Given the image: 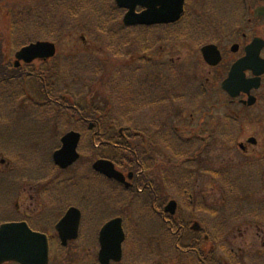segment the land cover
I'll list each match as a JSON object with an SVG mask.
<instances>
[{"label": "rangeland", "instance_id": "374dc122", "mask_svg": "<svg viewBox=\"0 0 264 264\" xmlns=\"http://www.w3.org/2000/svg\"><path fill=\"white\" fill-rule=\"evenodd\" d=\"M257 2L192 0L187 17L165 35L158 29L151 32L155 34H149V29H124V11L114 0H0V192H5L0 203L5 204L7 195V215L16 212L15 204L32 215L38 209H50V203L60 209V204L72 202L80 204L89 220V228L82 229L88 232L87 243H69L52 264H97L96 234L104 215L113 213L124 219L130 232L127 262L121 264H200L180 250L179 240L190 231L205 233L200 246L210 262L264 264V173L226 143L239 135L240 127L230 123L233 113L226 96L203 63L199 48L189 46L204 35L205 43L224 39L223 33L213 37L218 34L214 26L221 31L235 27L239 11H250ZM72 10L76 15L70 14ZM181 28H188L181 37L183 45L175 34ZM113 29L120 35L118 41L114 39L117 50L110 35ZM36 42L54 43L55 56L29 65L14 58L22 46ZM230 42L222 40V44ZM9 68L20 73L8 72ZM179 73L195 88L204 85L197 101L179 102L182 92L177 83L183 80ZM180 106L178 117L171 108ZM88 111L100 117L102 135L112 137L114 133L105 129L111 126L121 135L129 130L137 137L134 144L146 156L145 176L150 177L146 187L158 189V203L176 200L178 209L169 219L189 222L190 230L183 225L178 228L180 237L173 236L168 223H160L146 207V201H153L149 195L121 193L115 182L96 176L90 167L95 153L90 151L89 135L75 164L67 169L53 165L59 139L85 118L76 113ZM223 119L225 135L230 137L216 135L211 143L204 128ZM161 130L178 142L196 136L201 146L181 148L168 140L170 149L158 138L149 142L150 135L161 138ZM244 130L242 140L256 134L254 128ZM119 142L113 139L115 145ZM94 148L100 147L96 143ZM186 150L189 153L182 156ZM187 159L195 166L182 163ZM44 192H49L45 200Z\"/></svg>", "mask_w": 264, "mask_h": 264}, {"label": "flooded vegetation", "instance_id": "af4514ba", "mask_svg": "<svg viewBox=\"0 0 264 264\" xmlns=\"http://www.w3.org/2000/svg\"><path fill=\"white\" fill-rule=\"evenodd\" d=\"M263 6H264V0H258L255 7L250 9V11H248V10L247 11H243V10L239 11V14L237 16L238 21L236 23V26L231 27L228 30L223 28V31H221L222 30L221 27H219V26L215 27L214 26L213 30L215 32H217L218 34H213V37H216L217 35H221L223 33V35L225 34L224 36H226V37H224V39L210 37V38H213L216 40L213 42L205 43V41L207 39L205 37L206 35H204V38H201L197 41H194L192 44H189V46L192 45V47L194 49H197V47L199 48V52L202 56L201 59H202L203 63L209 67V68L208 67L207 68L210 70V75L214 78L215 83L216 82L220 83V88H221L222 84L229 79L233 67L237 63L244 60L248 56L247 49L251 45H253V43L256 40H260L262 42L263 46L260 50V55H259V60L261 61L262 65H260L258 63L254 66L252 65L251 68H253V69H250V67H249L248 69H243L241 75H239V73H238V76H240V79L242 81L240 86L243 87L244 90L241 91L240 93H238L235 97H232L226 91L221 90L222 93L226 96L225 100L228 102L226 104L228 105L227 107L230 108V111H231L230 113H233V117H231L230 123L232 122L235 125H237V127H240L239 133H238L239 135H237L234 138L229 139L228 141H226V143L230 144L231 147H233V149L235 148L234 150H236L238 153L242 154L245 157V159L247 158L248 160H251L252 163H255L257 165V167L259 166L258 168L261 167L260 169H262V171L264 170L263 169V167H264V145H263L264 144V16H256L255 11L257 10V8L263 7ZM247 12H249L248 15H247ZM186 17H187V15H186ZM178 24H175L173 26H178ZM171 26L172 25H165V26H157V27L150 28L149 34H155L154 32L153 33H151V32L158 29L161 33H165V35H166V33L168 32L167 30H170ZM186 29L188 30V28H186ZM186 29L181 28L180 31L178 30L177 32H175L176 36H178L176 38L177 40H179L178 43H181L182 45H183V42H182L181 37L184 34L187 35L188 31ZM165 39H166V37H165ZM165 39L163 41H166ZM203 40H205V41H203ZM222 40H224V42H228V41L230 42V40L231 41L235 40V41L233 43L230 42L229 44L223 43L224 44L223 45ZM200 43H202L201 44L202 46L200 45ZM206 46L214 47L216 58L219 61L217 64L208 63L205 60V58L202 54V49L205 48ZM149 49L150 48L148 46L147 51ZM147 51H145V49H143V52H147ZM147 59H149V57H147ZM214 59L215 58L212 59V62L215 61ZM256 60L259 61L257 58H256ZM179 74L180 75H177V77L180 79L181 78L183 79V80H180V82L178 81L179 83H177L179 88H181L180 90L182 92V94L180 93V96L178 98L179 102L180 103L182 102L183 105H186V104H184L185 101H187V102L197 101L200 97L199 88L200 87L204 88V85L202 84V86L195 88V84H193V82H191L189 80L186 82L184 80L185 76H183L181 73H179ZM186 79H188V78H186ZM185 93H187V94H185ZM188 98H190V100ZM163 99H166V97H163ZM158 102H155V103H158ZM159 104H161V103H159ZM182 108H183V106L171 108L172 109L171 111L178 113V117H179L182 114V112H181ZM196 108H198V107H195V109ZM198 110L200 111L199 108H198ZM201 110L204 111L205 108L202 107ZM206 117L209 119L208 115ZM87 124H86V128H85L87 130L94 131V129L97 128V126H94L92 124L90 126H88ZM77 125L82 126L81 124H77ZM211 126H212V124L209 122V124L206 125L204 128L205 129L204 131L207 132V135L208 136L210 135V138L208 140L211 139V143H213L212 139H214V137L216 135L225 136L226 138L230 137V135H228V136L225 135L228 133L225 132V129H223L222 121L213 125L212 128H211ZM247 126L250 128H254L256 136L255 135L250 136V137L242 140L241 138L244 135L243 133H245L244 129H246ZM81 128H84V126ZM161 129H166V126H165V128H161ZM79 131H81V130L79 129ZM99 131L100 130H99V126H98V128L96 129V132L93 135L94 136L93 141L96 140V135ZM81 135H83V134H81ZM83 136H85V135H83ZM160 136H161V138L157 137L156 135H150L148 137V138H151L149 140V142H153L154 139H156V142H157V138H158L164 144L167 143L166 148H168V143H169L168 140H172L173 144L176 146H177L176 143H178V145L181 148H183L187 144H188L189 148L191 147V145L192 146H194V145L201 146L200 142H199L200 140H197L198 138L196 136H194V138H192V139H186L184 141L183 140L179 141L181 144L176 139H169L168 133H166L164 130H161ZM135 138H133V139H129V138L127 139L126 138V140L124 138L123 139L125 140L124 143L132 144L134 146V148H137V150L134 152V154H136V156H137L138 152L140 150H138L137 145L134 144V142L136 141ZM201 140H203V139H201ZM223 140H225V138ZM183 142H185V143H183ZM209 146H210V144H209ZM99 147L101 148L102 146L99 144ZM116 149H119V151H121V152L122 151L126 152V149L121 148L120 146H116ZM187 153H189V150L187 152L182 153V156L184 154H187ZM148 155H149V153H148ZM117 157L120 158L119 156H117ZM145 158H146V156L144 155V166L146 163ZM187 160L188 161H185L182 163H185V165H188V166H190V164H193V166H195V163L191 162L192 160H190V159H187ZM137 165L140 166V168H138V170L135 168L131 169L133 167V163H126V164H124V166H122L121 160L119 162V165H117L119 167V169H121L123 171V173L125 175V179H126L124 181V184L126 186L125 185L121 186L115 182L120 187L119 190L121 191V193L123 192V193H127V194H135L137 196H139L142 193V194H146V196L149 195L150 199H151V194H153L154 195L153 201L151 203L145 202L146 203L145 205H146V207L147 206L149 207L150 212H152L155 215V217H157L159 219V221L161 223L162 222L163 223H170L171 225H173L172 222H174V223L180 222L179 218L174 220V221L169 219L171 217H169V215L166 211V208H167L166 203L167 202L158 203V193L159 192L158 193L156 192V191H158V189L157 188H151L149 186L146 187L149 184L147 181L150 180V177L145 176L146 170L143 166H141L139 163H137ZM136 170H137V173L135 174L134 171H136ZM97 176H99V175H97ZM132 176H133V178H132ZM131 178H132V180H129ZM143 181H145L146 186H141L140 183ZM127 183L131 184L133 187L130 186L129 188H127V185H128ZM187 189H185V190H187ZM1 192H0V195L5 196V192H2V194H1ZM47 195H49V192L43 193V199L44 200L47 197ZM6 198L8 200L7 195H6ZM143 198H144V200H146V197H143ZM7 200L5 199V201H4L5 204L3 202L0 203V225L5 224V223H26L33 231L39 232L43 235H46L48 237L49 241L51 239L52 244L50 247V261L48 264H52L56 260L60 259L62 257V254H63L62 252L65 249H67V247L69 246L68 245L69 243L75 242L76 240H79L78 242H81V243L84 241L87 243L86 237L82 233V229L84 228V225L87 222H89V220L86 219V213L83 212L82 208L80 207V204L77 205V204H74L72 202H67L64 204L65 206H62V204H60V209H59V206L57 205V203H54V204L50 203L51 205L48 206V207H50V209H48L47 207H44V208L38 209L37 212H34L32 215H28L25 212H22L21 210L19 211V209H18L19 204H15L14 210L16 212H14L13 214L7 215V210L9 208L8 203L6 202ZM103 207L104 206H101V208H103ZM72 208H76L80 212V224H79L78 233H77V230L74 229L75 225L77 224V220H78L77 214H74L71 216V219H70L71 220V226L69 228L64 229L62 231H58L57 230L58 224L65 217L66 213ZM113 214H105L102 222H104V224H105L108 221H111V220H114L117 218H122V217H119V215H116V214L113 215ZM91 215L93 216L94 213L91 212ZM46 216H48V217H46ZM55 244L56 245L58 244V248L56 250V255H55V246H56ZM76 251H78V249ZM182 253H184V252H182ZM195 255H197V254H195ZM121 263H122V261L118 264H121ZM3 264H20V263L7 262V263H3Z\"/></svg>", "mask_w": 264, "mask_h": 264}, {"label": "water", "instance_id": "95a60500", "mask_svg": "<svg viewBox=\"0 0 264 264\" xmlns=\"http://www.w3.org/2000/svg\"><path fill=\"white\" fill-rule=\"evenodd\" d=\"M115 2L120 8L128 10L124 18V23L128 26L170 24L178 21L184 14L185 0H115ZM138 6L146 10L138 14L136 13ZM255 13L258 16H264V6L259 7ZM262 46V42L256 40L247 49L248 56L233 67L229 79L222 84L223 90L232 97L244 90L240 86L242 81L238 73L241 75L243 69H248L249 67L253 69L251 68L252 65L254 66L258 63L262 65L259 60ZM55 53V45L40 42L22 49L17 53L16 58L19 61L31 63L37 59L52 58ZM202 53L208 63L217 64L219 62L216 58L214 47L207 46L203 48ZM213 58H215V61L212 62ZM79 141L80 135L75 133H70L62 139V148L55 152L53 156L54 162L58 167L65 169L79 159L77 152ZM94 169L110 179H115L121 183L125 181L123 175L115 171L114 166L109 162L98 161L95 163ZM167 211L174 213V202L168 206ZM78 223L79 219L74 227L75 230H77ZM100 241L103 246L101 259L107 258L106 263L110 259L119 260L121 258V245L124 241L121 221L115 220L107 224L101 232ZM6 261H16L21 264H47L48 242L46 237L34 233L26 224L13 223L1 226L0 264Z\"/></svg>", "mask_w": 264, "mask_h": 264}, {"label": "trees", "instance_id": "16d2710c", "mask_svg": "<svg viewBox=\"0 0 264 264\" xmlns=\"http://www.w3.org/2000/svg\"><path fill=\"white\" fill-rule=\"evenodd\" d=\"M86 2V1H85ZM80 4H82L81 2H80ZM86 5H88L89 3H85ZM80 6H82V5H80ZM81 8V7H80ZM93 8V7H92ZM94 9V8H93ZM88 10V9H87ZM92 11H94L95 12V15L97 14L98 15V13H96V11H95V9L94 10H92ZM70 14H72V15H76V14H74V10H72L71 12H70ZM51 38V37H50ZM50 38L48 39V40H50ZM0 45L2 46L3 45V41L1 42L0 41ZM3 49V48H2ZM1 55V54H0ZM2 56V55H1ZM6 68V67H5ZM21 71V70H20ZM8 72H15V73H17V72H19L18 70H15V69H13V70H11V68H9L8 69ZM20 73V72H19ZM22 73H24L23 72V70H22ZM22 76V75H21ZM28 77H34L33 75H29ZM21 78V77H20ZM58 101V99H55L54 100V102L56 103ZM68 103H70L71 104V102H68ZM57 104V103H56ZM67 111H68V108H67ZM86 113V114H85ZM83 115L81 114V113H79L78 112V114L76 113V115H78V117L80 118V116H84L85 118L86 117H88V118H90V120L92 121H94V122H96V123H98L99 125H100V122H101V120L99 119L100 117H98V115L95 113V112H93V113H95V114H92V112H90V111H88V113L87 112H85ZM85 118H81L80 119V124H82V126L81 127H83V126H86V124H87V121L85 120ZM80 127V128H81ZM97 128H98V126H97ZM96 128V129H97ZM105 128V127H104ZM104 128H101V129H104ZM109 133H110V130H111V134H113V136L112 137H109L105 132H103V135L100 133V131L97 133V135H96V138L98 139V142L100 143V144H102V146H103V150L102 151H104L103 153H105V155L106 156H108L109 158H112V157H116V156H119L120 158H121V160H122V163H124V162H127V163H131L130 162V160H129V158H132L133 159V167L131 168V169H137L138 170V168H140V166L139 165H137V163H139L141 166H143L144 167V154H142V151L140 150L139 151V153H138V155L136 156V154H134V152L137 150V148H134V146L132 145V144H128V143H124V142H122L121 140H120V138H119V134H118V130L119 129H115V131L113 130L112 131V128H111V126H109L108 127V129L107 128H105ZM102 135V136H101ZM115 135H116V137H115ZM115 138H117V140L118 141H120L119 143H118V145H120L121 146V148H124V149H126V152H124V151H119V149H111L112 148V146L114 145V143H113V139H115ZM126 138L128 139H133L134 138V135L133 134H130V132L128 131V130H126V132L124 133V139L126 140ZM113 143V144H112ZM117 144V143H116ZM136 145V144H135ZM123 154H124V157H123ZM130 156V157H129ZM127 157H129V158H127ZM118 158V157H117ZM126 159V160H125ZM138 159V160H137ZM137 160V161H136ZM139 161V162H138ZM141 184V186H143V185H145V181H143V182H141L140 183ZM160 194L158 193V197L160 198ZM154 199V195L153 194H151V200H153ZM191 217H189V219H190ZM183 225H185V223L182 221V220H180V224L179 225H175L174 226V229H176V231L177 230H180V229H178V228H180L181 226H183ZM168 229L169 230H171V228H170V226L168 227ZM180 235H181V232H180ZM199 236H201V235H199ZM199 236H196V235H194L193 236V234H192V232L190 231L186 236H185V238H182V239H180V247H181V251H183V252H186L187 254H197L203 261H204V263L205 264H222V262L220 261V260H218V259H215L214 261L215 262H210L209 260H210V258L208 257V256H206V251H205V249H204V247H202V246H200V242H201V239H203L202 238V236L201 237H199ZM215 257V256H214ZM206 261V262H205Z\"/></svg>", "mask_w": 264, "mask_h": 264}]
</instances>
